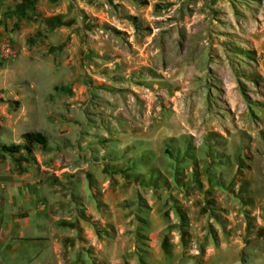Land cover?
Masks as SVG:
<instances>
[{
  "label": "rangeland",
  "instance_id": "374dc122",
  "mask_svg": "<svg viewBox=\"0 0 264 264\" xmlns=\"http://www.w3.org/2000/svg\"><path fill=\"white\" fill-rule=\"evenodd\" d=\"M4 39L0 179L56 264H264V0H0Z\"/></svg>",
  "mask_w": 264,
  "mask_h": 264
},
{
  "label": "crops",
  "instance_id": "0c3cea01",
  "mask_svg": "<svg viewBox=\"0 0 264 264\" xmlns=\"http://www.w3.org/2000/svg\"><path fill=\"white\" fill-rule=\"evenodd\" d=\"M12 183L0 186L4 194L0 196V264H17L13 261L19 254L27 258L22 264H56L62 246L54 237L49 214L42 211L40 194Z\"/></svg>",
  "mask_w": 264,
  "mask_h": 264
},
{
  "label": "trees",
  "instance_id": "16d2710c",
  "mask_svg": "<svg viewBox=\"0 0 264 264\" xmlns=\"http://www.w3.org/2000/svg\"><path fill=\"white\" fill-rule=\"evenodd\" d=\"M23 143L4 146V151L8 153H18L25 150L27 153H32L37 147L46 148L48 146V137L39 131L25 132L22 135ZM143 264L144 261H142Z\"/></svg>",
  "mask_w": 264,
  "mask_h": 264
},
{
  "label": "built area",
  "instance_id": "2783aa9c",
  "mask_svg": "<svg viewBox=\"0 0 264 264\" xmlns=\"http://www.w3.org/2000/svg\"><path fill=\"white\" fill-rule=\"evenodd\" d=\"M13 54V48L9 40L4 39L0 42V56L3 59H8ZM6 181L0 179V186H5Z\"/></svg>",
  "mask_w": 264,
  "mask_h": 264
}]
</instances>
